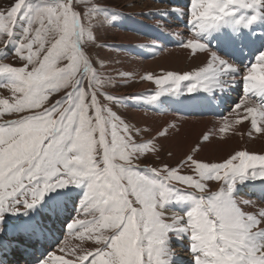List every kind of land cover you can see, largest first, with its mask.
<instances>
[{"label":"snow or ice","instance_id":"6c2138e0","mask_svg":"<svg viewBox=\"0 0 264 264\" xmlns=\"http://www.w3.org/2000/svg\"><path fill=\"white\" fill-rule=\"evenodd\" d=\"M87 3V13L76 0H15L0 11V88L11 93L0 97V264H264V194L257 203L239 193L241 185L264 182V152L240 149L220 161L187 154L176 166L141 167L176 125L144 139L149 130L101 103V94L118 98L101 92L109 81L89 55L93 20L119 14L101 0ZM186 12L188 35L179 46L205 61L192 71L142 76L155 85L147 103L223 93L239 77L243 94L231 118L202 142L224 139L245 122L250 139L264 137V43L243 67L209 43L254 44L264 0H190ZM70 202L75 215L48 250L49 222ZM176 242H186V261Z\"/></svg>","mask_w":264,"mask_h":264},{"label":"rangeland","instance_id":"374dc122","mask_svg":"<svg viewBox=\"0 0 264 264\" xmlns=\"http://www.w3.org/2000/svg\"><path fill=\"white\" fill-rule=\"evenodd\" d=\"M14 2L15 0H0V11H4L10 8L14 4ZM101 2L103 5L111 9V13H118L119 15L116 17L115 20H113L110 14H101L99 20H95V19L93 20V31L97 39L93 43H90L88 51L90 57L94 62V66L97 68V71L101 76V78L106 81H109V83L105 84L101 92L117 97L118 99L115 101H108L106 99V96L103 94L99 96V99L102 104H106L109 107H111L112 110L116 112L118 115H120L126 122L142 128L140 121L138 125L134 123L135 118H133L134 116L132 113L148 112L149 114L150 113L152 114L153 105H149L147 103L146 97L148 95L154 94L155 85L150 81L142 80L141 77L148 73H152L154 76H160L167 71H175V72L183 73L187 71H192L196 68L192 66L188 67L189 63L186 60V62H183L184 66H181L180 70H177V68L176 69L174 68L173 70H165V69H161V67H159L157 70L155 69L152 70V68H148L144 71L142 70L143 73H141L138 77H135L134 79L131 76H129V74L131 73H129L128 71L126 72V70L124 69L125 66L123 64L127 63L128 59H123L127 62L122 61L124 63H121L120 62L121 60L117 57L116 55L117 53L116 50H118L117 47L123 48L124 51L123 46L130 41L127 36L129 37L134 36L136 37V39L143 38L145 40L151 41L150 38H148L147 36L150 29L151 30L155 29L154 33L162 32L165 35L166 34L170 36L172 35V37L174 38L175 36L180 35V40L181 41L185 40L188 35V29L186 27L187 25L186 10L190 5V0H172L171 3L168 0H133L131 3L129 0H101ZM182 2H184L185 9L181 8ZM76 4L78 6V10H81L85 13L90 11V7L89 4L87 3V0H76ZM172 9H178L180 11L176 13H171L170 15H168V17L167 15H164L166 11L170 12ZM184 10H185L184 15L180 14ZM93 15L95 16V13H93ZM176 17L180 18L181 21L177 22ZM256 29L264 30V27L258 26ZM262 41L264 42V40ZM209 43H210V47L214 45L212 41H210ZM179 44L180 43L178 41L170 39L168 41V45L164 47V49L166 50L163 51L166 53V51L180 50L182 49V47H180ZM121 48H119L120 51L122 50ZM135 48L138 49V51H141V54L144 55L143 56L144 61L146 60L153 61L157 59V57L160 58V54L152 55V53H148L150 51L149 50L150 47L148 49L146 45L142 44V42H138V44L135 45ZM163 51L162 53L164 54ZM219 54L224 56L222 53ZM127 56L134 58V56L132 57L131 55H127ZM136 57L139 58V56L135 55L134 59H137ZM173 59L174 58H172L171 60ZM7 62L19 63L18 61H15L14 58L11 56L8 57ZM142 85L147 86L143 89V91L138 89ZM203 94L212 95L211 93H204V92ZM60 95H62V93L54 95L51 98L52 102H54L56 99H59ZM198 95H202V93H199ZM10 96L11 93L8 90L0 88V97H10ZM163 97H161L157 102H155L154 105H158L160 103L164 104L163 102L165 101V99H168V96H165L164 98ZM187 97L192 99L191 98L192 96H187ZM176 98L177 97H169V99H176ZM197 100H199V98H197ZM166 103L164 104L165 109H167L168 107ZM230 109L223 111L221 117H215L213 115H209L206 116L205 118L201 117L202 119L200 117L198 118L192 116L193 114L197 113V111L191 113L189 115L190 117L188 116L187 118L189 119L193 118L192 120H197L198 123L189 124V126L178 124L176 128L171 130V133L168 136V143L171 144L170 146L172 147L173 150L175 148L176 149L172 152L170 148L166 147L167 145L161 144L162 146L159 154L149 155L146 158H143L140 161L141 167H146V166L156 167L165 163L169 164L170 166H176V164L180 160L184 159L187 154H192V149L196 148L197 146L195 145V143H199L200 147L203 149L204 152H209V150L211 149V152L215 156L216 153H219V157L222 156L224 158H226L228 154H231L233 151L236 150L246 148L249 151L250 150L252 151L253 148L251 146H254L256 141L259 142L260 144H264V139L261 140L258 137L256 139L253 138L250 139L248 138L247 135L245 136V134H247L249 130V125L247 123H245L243 127L241 126H240L241 128L239 127L241 131H243L244 129V132H241L238 128L236 133L229 132L224 139H220L218 136L213 135L212 136L213 139H210V141L202 142V135L204 133L216 132V130L220 126L222 118H229V119L231 118ZM173 113L176 115L175 112ZM13 118H16V116L13 115V116L3 117V119H13ZM200 120L201 121L211 120V122L212 121L213 122L211 124L210 122H206V121L201 122ZM143 138L147 139L149 137L144 135ZM214 138H216L215 141H217V142L214 141L215 143L212 141L214 140ZM187 141L193 142L194 144L188 145V147H186ZM248 143L250 146L248 145ZM193 145L195 146L192 147ZM178 147L181 148L177 149ZM180 150H183L181 151L180 155H174V152L176 153V151L178 152ZM169 152H172L173 155L169 156L168 155ZM223 153L225 155H221ZM185 171L187 170L185 169ZM260 182L261 181L249 182L246 185H241L239 188L240 197L243 199H253L256 200L257 203H259V200H257L255 196L257 194V191L255 194V191H253L254 189L252 190L250 189L255 188V186ZM210 189L213 191L216 190L215 182H210ZM250 191L251 192L253 191V193L250 194ZM244 193H247L249 196H247L246 198V196H244ZM174 248L175 250L177 248L180 249L176 251H179V253L182 255L183 258L186 257V259H188L189 254L186 248H184L183 246H179L177 243L174 244Z\"/></svg>","mask_w":264,"mask_h":264},{"label":"bare ground","instance_id":"6f19581e","mask_svg":"<svg viewBox=\"0 0 264 264\" xmlns=\"http://www.w3.org/2000/svg\"><path fill=\"white\" fill-rule=\"evenodd\" d=\"M129 1L131 3L133 0H129ZM154 30L155 29H153V30L150 29L149 33L147 34L148 38H150L151 41L145 40L143 38L136 39V37H134V36H131V37L127 36L130 41L127 42L123 46L124 47V51H123V48L117 47L118 50H116V52L118 54L116 53V55L121 60L120 62L121 63L127 62V61H125L123 59H128V62L124 63L123 65L125 66L124 69L126 70V72L128 71L129 73H131V74H129V76H131L132 78L135 79V77H138L141 73H143L144 70H146L148 68H152V70L153 69L157 70L159 67H161V69H165V70H173L174 68L175 69L177 68V70H180L181 69L180 67L184 66L183 62H186V60L189 63L188 67L192 66V67L198 68L205 61V56L204 55L201 54V55H198L195 58H193L189 54V52L187 50L183 49V48L180 49V50L166 51V53H165L163 50H166V49H164V47L168 45V41L170 39H173V40H176V41H178L180 43L181 42L180 35L175 36V38H174V37H172V35L171 36L168 35V34L165 35L162 32L161 33H158V32L154 33ZM212 41H214V40H212ZM138 42H142V44L146 45V47L148 49L150 47V49H149L150 51L148 53H152V55H154V54L155 55H159L160 54V58L157 57V59H155L153 61H151V60L150 61H147V60L144 61L143 60V56L144 55L141 54V51H138V49L135 48V45H137ZM140 45H141V43H140ZM119 48H121L122 50L120 51ZM162 51L164 52V54L162 53ZM127 55H131L132 57L134 56V58H135V55H136V56H139V58L136 57L137 59H134V58H131V57L127 56ZM176 55H177V57H176ZM172 58H174V59L171 60ZM122 61H124V62H122ZM145 87H147V86L146 85H142L138 89L143 91V89ZM220 94L221 93L219 92V95ZM205 96L210 101V107H213V106H215L218 103L217 99L215 100L212 95L207 94ZM200 101H199V103H200ZM166 102H168V103H166ZM203 102L206 103L207 101L205 100ZM163 103L164 104L166 103V105L168 106L167 109H165V105L164 104L160 103L158 105H153L152 114L151 113L149 114L147 111H144V112H147V113H143V112H140V113L133 112L132 113L133 116H134L133 118H135V122L134 123L138 125L139 121H140V124H141L142 128L149 130L147 132V134H146V136H148L149 138L151 136H154L156 134V131L161 129L162 127H167V126H170L172 124H175L176 127L178 126V124L186 125V126L188 125L189 126V124L198 123L197 120H192L193 118L192 119L187 118L191 113H194L195 111H198L200 105L198 103L197 98L196 99H190L187 96H178L176 99H169V97H168V99H165V101ZM206 109H208V108H206ZM153 110H154V112H153ZM173 112H175L176 115ZM155 113H157V114H155ZM130 115H131V113H130ZM198 121H199V119H198ZM205 121L206 122H210L211 124L213 122V121L211 122V120H202L201 122H205ZM214 123H215V121H214ZM245 123H247V122H245ZM244 125L245 124H243L241 127H243ZM240 128H239V130H240ZM173 129L174 128H169V134L171 133V130H173ZM241 132H244V129ZM246 135L247 134H245V136ZM257 137L259 139H261V140L264 139V137H261V136H256L253 139H256ZM194 139H196V138H194ZM211 139H213V138H211ZM215 139L216 138H214V140H212V141L214 142ZM215 142H217V141H215ZM158 143L160 144V146L167 145L166 147L170 148L172 150V152L176 149V148L174 150L172 149V147L170 146L171 144L168 143V137L167 138H163V137L160 138ZM186 143H187L186 147H188V145L194 144L193 142H190V141H187ZM198 144L199 143H195V145H198ZM195 145H193L192 147H194ZM248 145H249V143H248ZM182 146H184V145H182ZM251 147L253 148L252 149L253 152H264V144H260L257 141L255 142V145L251 146ZM180 148L181 147H178L177 149H180ZM223 149H224V147H223ZM181 151H183V150H180L178 152L176 151V153L174 152V155H180ZM208 153H211V154H208ZM192 154L195 157L197 156L198 159H203V160H208V161H220V160H222L224 158L222 156L219 157V153H216V156H215L211 152V149L209 150V152H204L201 147H200V150L198 152L192 153ZM221 155H225V154L223 153ZM68 207L71 208V210H72V204L71 203H69ZM69 214L70 213L65 211V212H63L60 215L59 218L64 217V216L66 217ZM49 223H50V227H52L51 226V221ZM52 231H53V229H52ZM52 236H54V231H53V235ZM176 243L179 246H183L184 248H186V242H183V243L182 242H176ZM50 245H51V243L48 244V246H50ZM176 250H180V249L177 248ZM176 253L179 254L182 257V255L179 253V251H176ZM183 259L185 261L187 260L186 257H184ZM14 262L15 261H12V262L10 261L9 264L10 263L14 264Z\"/></svg>","mask_w":264,"mask_h":264}]
</instances>
